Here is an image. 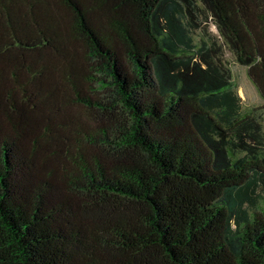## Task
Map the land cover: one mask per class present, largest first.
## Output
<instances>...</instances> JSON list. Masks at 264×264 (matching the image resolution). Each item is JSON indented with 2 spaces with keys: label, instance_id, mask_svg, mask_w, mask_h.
I'll use <instances>...</instances> for the list:
<instances>
[{
  "label": "trees",
  "instance_id": "16d2710c",
  "mask_svg": "<svg viewBox=\"0 0 264 264\" xmlns=\"http://www.w3.org/2000/svg\"><path fill=\"white\" fill-rule=\"evenodd\" d=\"M223 46L264 100V0H0V264H264Z\"/></svg>",
  "mask_w": 264,
  "mask_h": 264
},
{
  "label": "rangeland",
  "instance_id": "374dc122",
  "mask_svg": "<svg viewBox=\"0 0 264 264\" xmlns=\"http://www.w3.org/2000/svg\"><path fill=\"white\" fill-rule=\"evenodd\" d=\"M207 22L208 33L212 36L219 37L218 30L213 22L209 20ZM202 35H204V32L198 31L194 34V37L197 40ZM222 50V60L225 66L231 72L234 87L242 100L243 112L258 110V113H260L263 117L264 123V100L261 97V94L257 87L248 76V67L240 65L236 60L235 54L227 46H223ZM258 206L259 208L264 207V194L262 199L259 201Z\"/></svg>",
  "mask_w": 264,
  "mask_h": 264
}]
</instances>
